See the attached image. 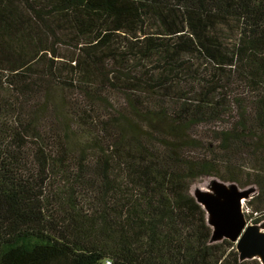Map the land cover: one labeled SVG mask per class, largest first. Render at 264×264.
Returning a JSON list of instances; mask_svg holds the SVG:
<instances>
[{
    "label": "trees",
    "instance_id": "16d2710c",
    "mask_svg": "<svg viewBox=\"0 0 264 264\" xmlns=\"http://www.w3.org/2000/svg\"><path fill=\"white\" fill-rule=\"evenodd\" d=\"M203 177L264 222V0H0V264H262Z\"/></svg>",
    "mask_w": 264,
    "mask_h": 264
},
{
    "label": "water",
    "instance_id": "95a60500",
    "mask_svg": "<svg viewBox=\"0 0 264 264\" xmlns=\"http://www.w3.org/2000/svg\"><path fill=\"white\" fill-rule=\"evenodd\" d=\"M248 197L246 190L221 182L214 193H201L196 200L209 218L214 241L227 239L236 244L242 260L258 258L264 264V231L248 223L243 212Z\"/></svg>",
    "mask_w": 264,
    "mask_h": 264
},
{
    "label": "rangeland",
    "instance_id": "374dc122",
    "mask_svg": "<svg viewBox=\"0 0 264 264\" xmlns=\"http://www.w3.org/2000/svg\"><path fill=\"white\" fill-rule=\"evenodd\" d=\"M210 183H215V185H219L221 181L214 177H203L202 179L196 180L192 183L190 187V194L196 199L197 196L201 193H209L210 190L208 188V185ZM227 184L236 185L234 183H227ZM241 190H246L249 193V197L244 199L242 206H243V212L246 217V220L248 221V223L252 224L251 221L247 219L245 211L247 210V208L251 210L250 206L248 205V202L250 201L251 197L256 194V188L254 186H250L248 188L241 189ZM207 220L209 221L208 217H207ZM252 225H258L260 229L264 231V222L260 224H252Z\"/></svg>",
    "mask_w": 264,
    "mask_h": 264
},
{
    "label": "bare ground",
    "instance_id": "6f19581e",
    "mask_svg": "<svg viewBox=\"0 0 264 264\" xmlns=\"http://www.w3.org/2000/svg\"><path fill=\"white\" fill-rule=\"evenodd\" d=\"M220 185V184H219ZM208 188H209V190H210V193H214V188H216V185H215V183H210L209 185H208ZM244 202V201H243Z\"/></svg>",
    "mask_w": 264,
    "mask_h": 264
}]
</instances>
